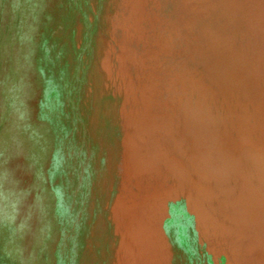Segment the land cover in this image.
<instances>
[{"label": "rangeland", "instance_id": "rangeland-1", "mask_svg": "<svg viewBox=\"0 0 264 264\" xmlns=\"http://www.w3.org/2000/svg\"><path fill=\"white\" fill-rule=\"evenodd\" d=\"M0 264H264V0H0Z\"/></svg>", "mask_w": 264, "mask_h": 264}]
</instances>
